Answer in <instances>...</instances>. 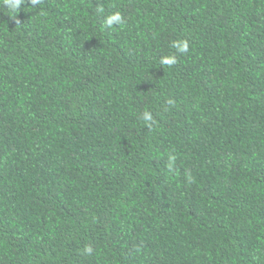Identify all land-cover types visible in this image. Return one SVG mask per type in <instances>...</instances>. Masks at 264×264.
<instances>
[{"label":"trees","instance_id":"1","mask_svg":"<svg viewBox=\"0 0 264 264\" xmlns=\"http://www.w3.org/2000/svg\"><path fill=\"white\" fill-rule=\"evenodd\" d=\"M0 264H264V0H0Z\"/></svg>","mask_w":264,"mask_h":264}]
</instances>
